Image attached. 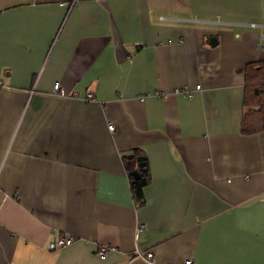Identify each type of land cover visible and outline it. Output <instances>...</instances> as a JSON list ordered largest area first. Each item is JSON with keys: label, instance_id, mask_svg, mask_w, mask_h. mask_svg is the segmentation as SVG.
I'll list each match as a JSON object with an SVG mask.
<instances>
[{"label": "crops", "instance_id": "1", "mask_svg": "<svg viewBox=\"0 0 264 264\" xmlns=\"http://www.w3.org/2000/svg\"><path fill=\"white\" fill-rule=\"evenodd\" d=\"M263 36L264 0H0V264H264Z\"/></svg>", "mask_w": 264, "mask_h": 264}, {"label": "trees", "instance_id": "2", "mask_svg": "<svg viewBox=\"0 0 264 264\" xmlns=\"http://www.w3.org/2000/svg\"><path fill=\"white\" fill-rule=\"evenodd\" d=\"M245 73V99L250 106L243 113L241 130L244 132H256L264 129V62L248 64ZM133 155L124 157L126 167L130 171L135 168V157L140 155L138 149L133 151ZM131 177V189L136 199L142 198V188L148 183L150 174L145 164L140 172V177Z\"/></svg>", "mask_w": 264, "mask_h": 264}, {"label": "built area", "instance_id": "3", "mask_svg": "<svg viewBox=\"0 0 264 264\" xmlns=\"http://www.w3.org/2000/svg\"><path fill=\"white\" fill-rule=\"evenodd\" d=\"M258 46L264 48V36H263V41L261 43H258ZM59 89H60L59 83L58 82H55L54 85H53V91H58ZM92 97H93V94L92 93H87L86 94V98L87 99H92ZM108 128L109 129H112L113 128V125L112 124H109L108 125ZM142 226L143 225L141 224L139 226L138 230H140ZM72 240H73V237L72 236L58 237L57 239L50 241L48 243V245H47V248L50 249V250L59 249L61 247H64V246L70 244L72 242ZM106 250H107L106 247H101L99 249V253L101 255H104V253L106 252ZM151 255H152V253L148 251L145 254V257L149 258V257H151ZM183 264H193V262H192L191 259H186Z\"/></svg>", "mask_w": 264, "mask_h": 264}, {"label": "water", "instance_id": "4", "mask_svg": "<svg viewBox=\"0 0 264 264\" xmlns=\"http://www.w3.org/2000/svg\"><path fill=\"white\" fill-rule=\"evenodd\" d=\"M131 156L132 154H130V157ZM135 160H136V168L132 169L130 171V174L132 175L134 179H137L140 177V172L143 170V167L145 165V157L143 155L136 156Z\"/></svg>", "mask_w": 264, "mask_h": 264}]
</instances>
